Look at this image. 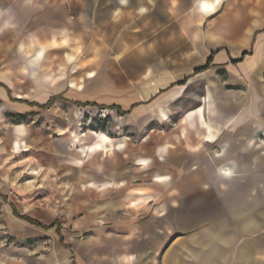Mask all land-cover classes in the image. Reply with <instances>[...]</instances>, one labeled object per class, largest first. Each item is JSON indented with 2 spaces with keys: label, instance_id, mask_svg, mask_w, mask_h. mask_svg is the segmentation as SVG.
<instances>
[{
  "label": "rangeland",
  "instance_id": "1",
  "mask_svg": "<svg viewBox=\"0 0 264 264\" xmlns=\"http://www.w3.org/2000/svg\"><path fill=\"white\" fill-rule=\"evenodd\" d=\"M141 2L152 4L154 0H38L36 13V0H23L21 21L4 24L6 16L0 17V83L9 90L0 87V195L5 197H0V264H162L164 251L181 236L172 233L178 195L174 187L162 205L152 201L110 206L108 200L112 201L119 185L125 183L133 193L139 190L136 202L157 196L145 166L129 157L144 156L148 146L150 150L166 146L164 158L172 161L162 159V168L172 169L173 174L164 183L184 182L197 161L192 159L190 140L179 137L181 121L204 104L208 81L197 80L198 76L189 79L181 97L168 105L169 118L163 123L143 106L137 108L142 110V120L136 122L132 120L134 112L119 114L116 109L72 104L109 107L116 103L118 88L126 84L120 61L131 53L124 24L110 39L100 40V32L92 29L93 37L86 40V27L82 28L83 38L79 27H70L79 14L72 8L83 3L93 14L96 7H108L122 18ZM70 4L74 5L71 9ZM105 14L103 10V19ZM215 17L199 31L200 35L211 34L214 49L219 46L239 55L247 47L252 52L257 35L264 32V0H221ZM102 35L111 33L103 31ZM143 59L142 55L133 57L131 69L141 74ZM175 70L185 72V67L175 65ZM232 71L235 79L229 86L224 85L229 75L216 73L218 88L213 98L217 107L232 101L254 102L247 85ZM51 96L62 99L45 109L19 102L42 105ZM216 116L220 118L221 113ZM102 134L114 143L124 141L125 146L107 153H80ZM217 151L216 147L211 150ZM176 153L182 159L175 166ZM147 159L149 170L156 171L158 156L155 165ZM13 208L46 226L57 221L69 248L61 246L55 228L35 227L17 218ZM100 213L106 214L104 222L95 218ZM111 215L118 217L112 219ZM165 230L168 237L162 239ZM120 257L126 259L118 262Z\"/></svg>",
  "mask_w": 264,
  "mask_h": 264
},
{
  "label": "crops",
  "instance_id": "2",
  "mask_svg": "<svg viewBox=\"0 0 264 264\" xmlns=\"http://www.w3.org/2000/svg\"><path fill=\"white\" fill-rule=\"evenodd\" d=\"M22 5L23 0H0V17L6 16L3 23L21 21ZM82 5L69 7L79 13L70 27H79L81 38L84 37L83 27L87 28L86 40L93 37L92 29L96 34L100 32V40H107L113 37L112 33H119L120 24L127 27L126 44L131 47L128 48L131 53L124 54L126 59L120 61L126 84L118 88L119 98L113 105L124 112H134L132 120H142V110L137 108L143 106L144 110L153 111L160 122L167 121L168 105L181 97L189 79L198 76L197 80L204 78L208 81L204 104L185 115L179 131V137L190 140L192 159L197 161V166L189 169L184 182L164 183L166 177L173 174L172 169L162 168V159L165 163L172 161L164 158L166 146L153 147V150L148 146L144 156L129 157L137 165L145 166L144 172L151 179V187L158 191L157 196L154 194L136 202L139 190L133 193L134 189L125 183L119 185L113 200H108L110 206L131 207L152 201H159L162 205V199L169 198L168 192L174 187L178 195L174 199L177 207L172 233L181 236L164 251L162 264H264V120L261 118L264 116V32L257 35L252 52L244 47L239 55L229 54L219 46L214 49L215 42L209 32L199 33L205 23L216 18L221 0L141 2V6L128 9V14L122 18L114 15L116 9L96 7L92 14L89 7ZM34 6L33 12L36 13L40 7L38 0ZM42 7L50 10L47 4ZM103 10L107 12L105 19ZM261 23L262 20L255 27ZM103 31H110L111 36H103ZM244 41L246 44V36ZM244 52L249 54L234 63ZM139 55L144 57L145 65L141 74L130 67L133 57ZM210 58L209 68L197 72L205 68ZM175 65L185 67V72L175 70ZM235 65L242 71V76L239 70L233 69ZM232 70H236L247 85L254 102L232 101L217 107L213 98L218 88L216 73L228 74L229 80H224V85L229 86L235 79ZM246 80L250 81L249 84ZM132 105L136 106L131 109ZM218 113H221L220 118L216 116ZM148 118L150 120L151 116ZM124 146V141L114 143L102 134L80 153H107ZM214 147L218 151L212 153ZM147 158L157 164L156 171L149 170L151 166L147 164ZM179 159L182 157L176 153L175 166ZM127 190L129 193L125 195ZM117 213L121 214L120 211ZM116 217L118 215L110 216L112 219ZM95 218H103V222L107 219L104 213ZM167 237L166 230L162 231V239ZM125 259L120 257L117 261L122 263Z\"/></svg>",
  "mask_w": 264,
  "mask_h": 264
},
{
  "label": "trees",
  "instance_id": "3",
  "mask_svg": "<svg viewBox=\"0 0 264 264\" xmlns=\"http://www.w3.org/2000/svg\"><path fill=\"white\" fill-rule=\"evenodd\" d=\"M213 54V53H212ZM249 53H246V52H244L242 55H241V58L240 59H238L237 61H234V63L235 62H239V61H241L246 55H248ZM210 63H211V58L209 59V61L207 62V65L205 66V68L204 69H202V70H199V71H197V72H201V71H204V70H206L207 68H209V65H210ZM0 87H2V88H4L8 93H9V90L6 88V87H4L2 84H0ZM56 99H62L60 96H52V97H50L49 99H48V101L45 103V104H42V105H38V104H36V103H27L26 101H19V102H23V103H25V104H29L30 106H36V107H39V108H41V109H45V108H47L54 100H56ZM72 104H74V105H78V106H81V107H85V106H97V107H99L100 109H116L117 111H118V113L119 114H126V113H128V112H124V111H122L119 107H117V106H114V105H112V106H109V107H103V106H99V105H97V104H95V103H79V102H72ZM136 105H132L131 106V109L132 108H134ZM130 109V110H131ZM0 197L1 198H3V199H5V197L4 196H2V195H0ZM13 210V214L17 217V218H19V219H21V220H23V221H26L27 223H29V224H31V225H33V226H35V227H38V228H41V229H44V230H49V229H52V228H55V232H56V234L58 235V237H59V242H60V244H61V246L63 247V248H65V249H68L69 248V246L68 245H66V243H65V241H64V239H63V237L61 236V234H60V227H59V223L56 221V222H53L52 224H50V225H48V226H46V225H43V224H41V223H39L38 221H36V220H34V219H32V218H29V217H25V216H21V215H19L16 211H15V209L13 208L12 209Z\"/></svg>",
  "mask_w": 264,
  "mask_h": 264
},
{
  "label": "bare ground",
  "instance_id": "4",
  "mask_svg": "<svg viewBox=\"0 0 264 264\" xmlns=\"http://www.w3.org/2000/svg\"><path fill=\"white\" fill-rule=\"evenodd\" d=\"M122 1H124V0H122Z\"/></svg>",
  "mask_w": 264,
  "mask_h": 264
}]
</instances>
